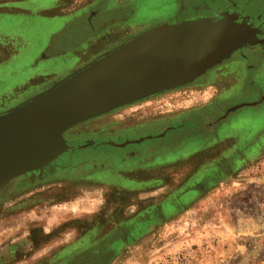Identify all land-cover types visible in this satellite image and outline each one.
I'll return each mask as SVG.
<instances>
[{"label":"rangeland","instance_id":"rangeland-1","mask_svg":"<svg viewBox=\"0 0 264 264\" xmlns=\"http://www.w3.org/2000/svg\"><path fill=\"white\" fill-rule=\"evenodd\" d=\"M125 2L115 0L113 9ZM100 5L0 0V112L119 44L66 43L72 30L52 42L67 28L56 22L81 13L85 19L88 9L96 12ZM163 7L162 0H134L125 16L152 25L164 16ZM141 29L127 25L106 35L115 30L112 37L119 32L124 39ZM252 62L263 65L253 73L255 85L244 84L245 91L232 96L224 91L231 76L207 83L203 74L189 86L67 130L64 137L94 135L93 144L147 139L96 151L77 149L75 141L73 152L49 165L53 177L34 185H17L22 177L14 181L0 195V264H264V102L231 113L227 133L188 152L195 135L175 141L183 131L172 122L202 109L223 116L264 97V55ZM220 97L226 99L222 108L215 105ZM135 151L151 154L132 158L128 168L117 166L111 177H87L110 168L111 157Z\"/></svg>","mask_w":264,"mask_h":264},{"label":"water","instance_id":"water-1","mask_svg":"<svg viewBox=\"0 0 264 264\" xmlns=\"http://www.w3.org/2000/svg\"><path fill=\"white\" fill-rule=\"evenodd\" d=\"M235 24L252 27L245 17L229 12L163 23L129 37L52 86L1 111L0 195L20 177L29 183L43 179L51 163L73 152L76 148L63 136L67 130L188 85L234 52L264 43L257 35L238 31ZM263 102L261 97L235 105L219 121ZM92 146L90 141L77 149Z\"/></svg>","mask_w":264,"mask_h":264},{"label":"flooded vegetation","instance_id":"flooded-vegetation-1","mask_svg":"<svg viewBox=\"0 0 264 264\" xmlns=\"http://www.w3.org/2000/svg\"><path fill=\"white\" fill-rule=\"evenodd\" d=\"M115 0H99L101 2L100 10L94 12L89 10L88 15L86 18H83L82 13L79 15L71 16L69 19H65L59 22H56V25L67 28L63 29L61 32L56 33V35H53L52 42H55V39H61V35L59 34L72 30L73 37H66L65 36V42L71 43L74 41H80V43H119L121 44L125 40H127L129 37L135 36L138 33H135L133 35H129L124 39H119L121 37V34L119 32L118 35L113 38L112 36H108L106 34H110L111 30L114 28H122L127 25L133 26L135 24H142L141 22H138V20H132V18H128L125 16V13L129 10V5L134 0H127L125 4L121 7H117L116 9H113V2ZM164 1L165 7H163L164 10V16L163 21L160 24L163 23H178L182 22L184 20L196 18V17H210L216 13L220 12H229V13H236L246 18V20L251 24V28H256L258 30V33L252 34L257 35V38L259 40H264V0H247L248 3H245L244 5L242 3H239V0H162ZM44 22V21H40ZM47 23V22H46ZM50 23V22H49ZM120 30V29H119ZM126 31L124 30L123 34ZM78 34V35H74ZM251 35V37H253ZM77 38V39H76ZM54 40V41H53ZM49 43L47 44L49 49L51 46ZM118 44V45H119ZM77 48V47H76ZM69 49V48H68ZM104 52V51H103ZM102 52V53H103ZM100 53V54H102ZM98 54V56L100 55ZM256 55H264V43L259 45H253L248 46L246 48H243L239 51L234 52L231 57L225 61H223L221 64L213 67L212 69L206 71V73L203 75L206 76L204 81L207 83L212 82L214 79L215 82L218 80H226L227 76H231L233 83L229 84L228 88H224V91L229 90L230 95L232 96L235 93L245 91L246 86L244 84H253L255 85L256 80H254L253 73L258 70H262L259 66H255L252 62V58ZM97 57V56H96ZM95 58V57H94ZM93 58V59H94ZM207 74V75H206ZM215 77V78H214ZM258 81V77H257ZM192 84V83H191ZM190 85V84H189ZM186 85V86H189ZM226 89V90H225ZM223 93V92H222ZM220 94L221 97H225L226 95ZM221 100L215 101V105H217L219 108H222L226 99L221 98ZM199 112V111H198ZM209 116L210 119H208L207 122L203 121V117ZM217 109L211 110V109H202L199 113H187V115H182L178 119H174L172 121L176 124V126H173V129L180 128L183 132L178 136L175 137V141L181 139L182 137L187 136V134L195 135L193 138H191L189 141L190 148L187 149L186 152H188L190 149H193V146L205 144L206 142L215 139L218 137L221 133H227L229 128L232 126V120H228L229 116H227L224 120H220L219 118L222 116H217ZM206 120V119H205ZM178 127V128H177ZM207 128L206 133H201L199 131L200 129ZM167 133V132H166ZM166 133L163 132L162 135H165ZM201 133V134H200ZM110 134V133H109ZM65 140L71 145L73 142H79L80 145L84 144L85 142H92L94 135L89 137L88 139H83L82 135H72L64 137ZM151 138V137H149ZM143 142L147 139L140 138ZM138 139V140H140ZM137 140H126L125 142L133 143ZM140 142V143H141ZM109 143L112 142H99L94 143V147L91 150L96 151L100 145H110ZM123 143H117V144H123ZM116 144V143H115ZM139 144V143H138ZM75 147V146H73ZM126 147V146H125ZM193 147V148H192ZM76 148V147H75ZM118 149L124 148V147H115ZM98 153V152H97ZM151 153H139L138 151L132 152L130 154L124 153L121 156L115 155L110 158L109 166L110 168L105 169H96L90 175L87 177L89 178H97L100 175H103V177L109 176V173L113 171H117V166L122 169L128 168L126 166L130 160L134 157H149ZM98 155V154H97ZM104 160H107L106 158H103ZM142 159V158H141ZM95 165H92V168ZM134 166H136L134 164ZM49 166L46 168V172L43 176V179L36 180L33 183H29L28 179L26 177H22V180L19 182H16L18 185L19 183L23 184H29L34 185L38 183L39 181H44L47 177H53L51 175V169H48ZM18 180V179H17ZM15 184V185H16ZM16 187V186H15Z\"/></svg>","mask_w":264,"mask_h":264},{"label":"crops","instance_id":"crops-1","mask_svg":"<svg viewBox=\"0 0 264 264\" xmlns=\"http://www.w3.org/2000/svg\"><path fill=\"white\" fill-rule=\"evenodd\" d=\"M239 3H242L243 5L245 4V3H248V1L247 0H239ZM164 19H163V17L161 18V19H159L155 24H152V25H150V24H147V23H144V24H140L141 25V27H143V29H141L139 32H137L138 34L139 33H141V32H143V31H146V30H148V29H151V28H154V27H156V26H158V25H161L160 23L163 21ZM139 25V26H140ZM112 176V173H109V176H107V177H104V178H108V177H111ZM116 175L114 174V177H115Z\"/></svg>","mask_w":264,"mask_h":264},{"label":"bare ground","instance_id":"bare-ground-1","mask_svg":"<svg viewBox=\"0 0 264 264\" xmlns=\"http://www.w3.org/2000/svg\"><path fill=\"white\" fill-rule=\"evenodd\" d=\"M238 24H240V23H238ZM235 26H236V29L238 30V31H240V32H245V31H247V33L246 34H248L250 37H251V35L254 33V34H256V33H258V30L257 29H252L251 27H249L248 29H245V28H241V27H239V25H237V24H235ZM245 34V33H244Z\"/></svg>","mask_w":264,"mask_h":264}]
</instances>
